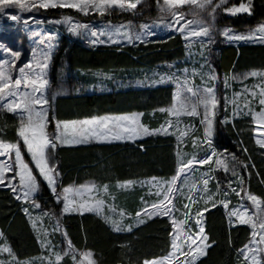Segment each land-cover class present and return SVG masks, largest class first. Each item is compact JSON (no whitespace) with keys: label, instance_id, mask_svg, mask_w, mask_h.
<instances>
[{"label":"rangeland","instance_id":"obj_1","mask_svg":"<svg viewBox=\"0 0 264 264\" xmlns=\"http://www.w3.org/2000/svg\"><path fill=\"white\" fill-rule=\"evenodd\" d=\"M31 2L38 3V0H31ZM200 2H203V0H200ZM217 2L218 0H213V4ZM241 4L245 5L248 12L252 10V0H227V3L216 8L212 15H209L212 9L211 5L199 8L189 3L169 10V6L164 5L163 0H156L153 3H151V0H140L137 7L132 10L123 11L117 7H112L101 13L100 11L89 9L87 14L78 10L81 16H74L70 13L49 16L45 13V8L38 6L32 7L30 10L9 7L0 13V61H5L3 68L6 74L11 75L14 81L21 78L19 69L23 67L29 80H32L36 79L35 73L40 72V68L37 66L38 63L40 65L47 64L42 73V80H46L47 84L44 85L41 91L43 99H46L48 103L36 105V108L47 111L48 123L49 110L52 107V103L55 97L61 94H78L87 91L111 90L112 88L171 84L173 90L169 102L151 109V114L162 108H170L174 104L179 107V104L184 101V97L189 95L184 92V87H191L193 90L213 88L216 99L219 101L218 106L214 110L215 115L212 117V135L210 138L205 136L206 124L202 122L204 109L198 107L197 111L200 113L199 115L181 114L178 119L169 116L168 112H164L166 114L156 127H152L144 122L142 115L140 123L155 134H141V137L134 141H111L136 142L148 136H173L176 168L175 172L171 175L138 176L106 182L95 178H88L81 182H70L59 189L57 188V178L55 192H53L47 180L39 173V170L35 166V161L22 139L19 137V141H11L0 136V141L4 143L19 144L22 159L31 169L38 184V190L34 194L25 196L24 189L20 185L19 165L15 163L14 153H12L11 159L8 156H0V165L3 163L13 165V170L4 173L3 184L9 185L11 183L12 186L10 187L12 189L13 187L16 188V191H14L15 195L23 201L24 209L42 247L40 253L25 258L16 256L12 250L11 253L0 252V261H3L4 264H64L65 257L69 256L74 264H78L80 261L88 264V261L84 260V255L90 252L92 253L90 259L94 261V264H98L92 250L79 249L72 242L75 251L70 252L69 255H64L68 251L67 241L70 238L65 225L60 221V217L65 213L63 211L66 203L64 196L68 195L70 199L73 198V194H66L64 192L65 188L96 185L100 191L98 193L93 192L91 195L96 197V199L104 201L103 215L101 216L104 219L105 217H110L114 221H119L122 229H126L128 226L132 228L134 225L139 224L136 216L138 212H142L149 205L159 203L163 198L160 186L154 181H170L177 175L181 160L188 161L193 158L200 160L209 155L213 150L216 155L212 157L210 163L196 165L191 172L186 176L182 175L177 182L176 186L180 189V192L175 194V199L173 200L176 209L173 212V217L178 221H184L185 213L188 212V209H185L184 205H190L191 211L186 222L183 224V232L197 238V244L193 245V248L199 245V226L197 224L199 217L197 213L203 212L202 224L204 227V211L211 205L220 203L224 206L227 204V207H224L232 222L235 219L238 220L237 217L230 215L234 210H240L243 214L244 210L247 209V214L253 216V219L256 218L254 213H256L257 209L248 197L250 195L257 197L261 202V209H264V197L253 187V185L257 186L258 183H263V181L261 177L259 180L258 176L255 175L253 168L257 166L254 155L251 152L252 150L264 160V148H261L257 143L260 133L254 131L258 127L254 114L264 109V105L259 104V100L262 98L260 96V89L264 88V76L258 75L253 77L248 74L253 71L264 73V67L252 66L242 68L239 64H236L232 70L224 72L217 65L222 45L244 42L255 43L264 40V33L258 31L261 26H264V21L256 22L254 25L242 29L219 22L223 13L233 15L242 12L236 11L233 13L226 11L228 8L238 9ZM122 12H132L133 17L128 19L107 17V15L120 14ZM173 12L182 13L184 18L180 19L178 15H173ZM13 15L18 16L19 19H11L10 17ZM188 21H198L199 23L187 24ZM77 25L80 27H77ZM185 25L184 31H177V29ZM203 27L209 29L210 36H188L190 32L194 30L199 31ZM73 28H76V31H72ZM225 31H228L230 36H254V39L229 40L224 35ZM92 32H95L97 35L92 36ZM172 33H180L182 35L184 40L183 55L174 60L158 62L153 66L127 67L123 72L114 69H93L89 72L90 80L81 82L76 78L78 74L76 70L71 68L67 59L68 47L74 40H78L82 44L91 47H139L141 43H147L150 40L162 38ZM185 36H188V38L185 39ZM12 52L19 53V55L14 57L11 55ZM46 56L47 59L45 58ZM29 64H31V68L26 67ZM213 75L216 79L211 78ZM42 80L38 83H42ZM25 83L27 81L22 79L21 91L30 92L32 90L31 86L25 88ZM178 92L180 93L179 100L177 99ZM251 92H256L257 95L254 97L251 95ZM36 95L40 94L37 93ZM0 110L7 109L0 108ZM139 113L144 114L143 111L133 110L128 112H106L73 119L60 120L55 118L53 133L49 132L48 124L46 131L50 137L53 136L56 133V122L82 121L94 117H117ZM15 114L19 118L20 128L21 117L19 114ZM170 120L173 127L168 129V134L157 131L162 127H167V122ZM231 121L234 122L240 136L239 139L233 140L236 143L235 145L228 147L222 141L227 137L225 126ZM177 128L179 130L187 129L188 134L182 139L179 138L180 133L177 131ZM101 131L111 134H123L121 129L111 122L108 124L107 129L101 128ZM246 137L250 139L249 144L252 145L251 149L246 142ZM93 141L101 142L96 139L89 140V142ZM208 141H210V145ZM57 144L63 143L58 142ZM48 154L50 156L49 163L56 164L54 150L49 148ZM26 156H28V159ZM233 156L235 159L232 158ZM217 159L227 163V171L222 166L216 164ZM233 171H235L236 175H233ZM203 179H208V192L191 191L192 184H196L198 188H202L201 181ZM40 180H43L52 192L56 209L46 206L38 198L42 188ZM127 181L133 182L131 187H119L120 184ZM104 185H107V192L102 190ZM167 186V183H165L164 188H167ZM157 192H161V195H157ZM88 195V193H85L84 199H87ZM189 195H191V201L188 199ZM209 196L212 198L209 199ZM75 199L79 203L81 198L77 196ZM192 201H195V203H192ZM35 205H39V207ZM133 205H135L134 210L131 208ZM75 206L73 205V207ZM72 212L78 211H69L67 213ZM120 213H123V216ZM146 218L143 217L144 220ZM169 218L172 222V218ZM33 222H35V226ZM248 225L251 228L250 239L239 250V255L248 264H257V262L258 264H264V243L257 244L253 241V232L261 230H254L250 224ZM58 226L61 230H56ZM53 232L58 235V241L53 239L51 234ZM174 232L175 229L173 227L172 234ZM0 233H2L1 230ZM64 233H66V236ZM204 234L207 236L205 227ZM259 240L260 236L257 235L255 241ZM177 243L183 247L185 252L188 251V247L184 244L183 235H181ZM206 243L209 245L208 239ZM3 247L11 249L10 243L2 233V236H0V248ZM246 247L251 250L241 254V250ZM171 251L172 248L170 247L165 254L145 259L144 261L165 258ZM57 254L63 257L59 262L56 261ZM176 255L179 259L173 258L168 264H180L181 261H191V256H183L179 252ZM254 255L255 259H253ZM13 256L15 259H13ZM73 256H75V260L72 259ZM245 256L248 258L245 259ZM143 262L140 264H143Z\"/></svg>","mask_w":264,"mask_h":264},{"label":"trees","instance_id":"obj_2","mask_svg":"<svg viewBox=\"0 0 264 264\" xmlns=\"http://www.w3.org/2000/svg\"><path fill=\"white\" fill-rule=\"evenodd\" d=\"M156 0H151L153 3ZM49 16L70 13L81 16L74 8L48 7ZM114 19H128L132 12L110 14ZM264 21V0H252V10L237 14L223 13L219 22L236 28H247L256 22ZM184 40L180 33H172L155 38L139 47L88 46L74 40L68 47L67 59L76 70L79 81L90 80L93 69H114L123 72L127 67L151 65L179 58L184 53ZM242 68L264 67V42H244L225 44L218 56V68L228 72L234 65ZM84 70V72H82ZM173 87L171 84H159L146 87L112 88L111 90L81 92L78 94L57 95L49 113L48 130L54 131V119H73L106 112L143 111V120L152 127L162 121L164 112L151 109L167 104ZM226 146L235 145L239 134L234 122H228ZM19 118L8 110H0V136L19 141ZM234 140V141H233ZM247 144L250 143L246 137ZM249 148L252 145L249 144ZM175 142L171 135H155L139 139L136 142H87L78 144H57L54 149L56 171L59 173L57 188L70 182H81L88 178L100 181H114L138 176L171 175L175 172ZM24 151V149H23ZM256 166L255 175L263 183L253 187L264 197V160L252 150ZM28 159V156H26ZM38 198L43 204L56 209L52 192L43 180ZM131 207V206H129ZM135 209V205L131 207ZM60 221L65 225L68 236L79 249H90L98 264H140L145 259L161 256L171 247L173 226L170 218L155 215L146 218L131 231H113L112 226L95 212L84 211L64 213ZM204 227L210 247L207 254L200 256L195 264H248L239 250L250 239L251 228L238 220L231 221L225 207L216 203L204 211ZM0 230L11 245L12 252L25 258L42 251L37 234L24 209V203L18 199L13 189L0 184ZM58 241V235L51 233ZM64 264H74L69 256Z\"/></svg>","mask_w":264,"mask_h":264},{"label":"snow or ice","instance_id":"obj_3","mask_svg":"<svg viewBox=\"0 0 264 264\" xmlns=\"http://www.w3.org/2000/svg\"><path fill=\"white\" fill-rule=\"evenodd\" d=\"M140 3V0H38L37 2H31V0H0V13L4 12L5 9L9 7H18L20 9L30 10L32 7H41V8H74L85 14L88 13L89 9H93L96 11H100L103 13L112 7H117L120 10L128 11L135 9L137 5ZM164 5L169 6V10L182 7L185 4H194L199 8H205L208 5L212 6L211 12L209 15H212L216 8L221 7L222 5L227 3V0H218L217 3L213 4V0H163ZM226 11L236 12V11H248L244 4H241L238 9L228 8ZM173 15H178L180 19H183L184 16L182 13L173 12ZM13 20H18V16H11ZM214 18V17H213ZM179 22V21H177ZM199 23L198 21H188L187 24ZM77 27H80L77 25ZM184 27L177 29V31H184ZM72 31H76V28H73ZM259 32L264 33V26H261L258 29ZM92 36H96L95 32L91 33ZM224 35L228 37L229 40L236 39H254V36H230L228 31L224 32ZM188 36H210L209 29L207 27L201 28L199 31H192L188 34ZM185 36V39L188 38ZM130 39V38H129ZM95 42V41H93ZM264 42V40H261ZM12 56H18L19 53L12 52ZM47 59V56L45 57ZM5 61H0V108H6L9 112L17 113L21 117V125L18 129V136L22 139L23 143L28 149V152L32 155L33 160L35 161V166L39 170V173L44 176L47 180V183L52 188V191L55 192V183L56 179L59 177V173L56 171V165L54 163L50 164V156L48 154V149H55L57 147V143L63 144H78V143H87L90 139H96L101 142H111L112 140H130L134 141L137 138L141 137V134L150 135L155 134L154 132H150L149 129L144 127L141 123L142 113L132 114V115H123L117 117H94L92 119H85L82 121H70V122H56V133L53 136H49L47 134L46 128L48 124V115L46 110L37 109L36 105L47 104L48 101L43 99L42 89L44 85L47 84L46 80H42L43 69L47 67V64L40 65L38 63V68H40V72L35 73L36 79L29 80V77L25 73L24 68H20L19 72L21 74V78H18L13 81L11 75L6 74L3 65ZM11 67V65H9ZM26 67L31 68V64L26 65ZM248 75L250 76H264V73L251 72ZM212 79H216L213 75ZM247 78V77H245ZM22 79L27 81L24 87L28 88L31 86V91H21V83ZM42 80V83H38ZM259 87V85H257ZM184 92L189 95L184 97V101L179 104L177 107L174 104L172 107L167 109H159L161 112H168L169 116L179 118L181 114L185 115H199L197 108L202 107L204 109L203 112V120L202 122L206 124V133L205 136L210 138L212 135V117L215 115V109L219 104V101L216 99L214 89H200L193 90L191 87H184ZM247 91V90H246ZM39 93L40 95H36ZM203 93V94H201ZM252 96H256V92H251ZM260 96L262 97L259 100L260 105H264V88L260 89ZM180 93H177V99L179 100ZM247 107V105H245ZM254 119L258 125V127L254 130L257 133H260V137L257 139V143L261 148H264V109L260 112L254 114ZM113 123L116 127H119L123 134H111L109 132L101 131V128L107 129L109 123ZM171 120L167 122V127H162L157 130L161 133L168 134V129L172 128ZM180 136L179 138H183L188 134V130H179ZM209 145H210V141ZM195 143V141H194ZM12 153H14L15 163L19 165V178L20 185L24 189V195L30 196L34 194L38 190V184L34 175L31 172V169L28 165L23 161L19 144H9L0 141V156H8L9 159L12 158ZM216 153L213 150L209 155L205 158L196 160L195 158L183 161L181 160L180 167L178 168L177 175L174 176L170 181H154L161 188V192H163V198L159 203L149 205L142 212H138L136 214L138 223H144L143 217L151 218L155 215H163L169 216L172 218V224L175 229V232L172 234V251L165 258L152 260V261H144L143 264H168L169 261L175 259H179L176 255L177 252L183 256H191V261H181L180 264H195V261L200 257L207 254V248L211 245L206 243L208 237L204 234V227L202 224L203 212H198L197 216L199 219L197 220L198 228V238L199 245L193 248V245L197 244V238L183 232V224L186 222L189 214H190V205L185 204L184 208L188 209V212L185 213V220L178 221L173 217V212L175 209V204L173 200L175 199V194L180 192V189L177 188V182L180 180L182 175L186 176L189 172H191L196 165H204L208 164L212 161V157L215 156ZM235 159V157H232ZM216 164L218 166H222L225 171L228 170V165L223 160L217 159ZM13 170V165L3 163L0 165V184L4 183V173L6 171ZM233 175H236L235 171H233ZM14 179V178H13ZM132 181H127L123 184H120L121 188L131 187ZM167 183V188H164V184ZM202 188H198L196 184H192L191 191H203L208 192V179H203L201 181ZM8 186H12L9 183ZM104 192H107V185L103 186L102 189ZM13 191H16V188L13 187ZM100 189L96 187V185H85L79 187H68L64 189L66 194H73V198H69L68 195L64 196V200L66 201L63 211L65 213L69 211H78L83 214L84 211H93L98 215H103V207L104 201L96 199V197L92 196L91 193L99 192ZM235 191V189H233ZM161 192H157V195H161ZM88 193V198L84 199V194ZM226 194V193H225ZM239 195V193H237ZM79 196L80 202L77 203L75 197ZM18 199L20 197H17ZM212 197L209 196V199ZM253 205H255L257 211L254 213L255 219L253 216H249L247 214V209L244 210L243 214L240 210H234L230 213L231 216L237 217L240 223L250 224L251 227L255 229H259L261 231L253 232V241L257 244L264 243V209H261V202L255 196L248 197ZM188 199L191 201V195H189ZM195 203V201H192ZM73 205H76L73 207ZM39 207V205H35ZM227 207V204L224 205ZM206 210V209H205ZM123 216V213H120ZM247 217V218H245ZM106 221L112 226L113 231H121L127 230L131 231V226H128L126 229H122L119 221H114L110 217H105ZM35 226V222H33ZM56 230L59 229V226ZM66 236V233H64ZM181 235L184 236V244L188 247V251L185 252L183 247L177 243L180 240ZM259 235L260 240L255 241V237ZM2 236V233H0ZM46 246V245H45ZM67 249L64 255H69L70 252H74V246L71 241H67ZM247 247L241 250V254H244L246 251H250ZM0 252H8L11 253V249L8 247L0 248ZM92 253H86L84 255V260L88 261V264H94V261L90 259ZM63 257L59 254L56 256V261L59 262ZM248 257L245 256V259ZM13 259L15 257L13 256ZM75 260V256L72 257ZM255 259V255L253 256ZM0 264H4L3 261H0ZM78 264H84V261L78 262ZM258 264V262H257Z\"/></svg>","mask_w":264,"mask_h":264}]
</instances>
